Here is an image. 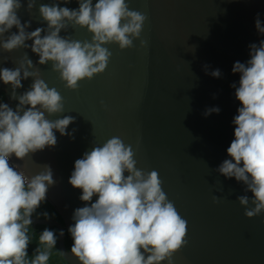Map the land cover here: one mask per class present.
<instances>
[{
    "label": "water",
    "instance_id": "1",
    "mask_svg": "<svg viewBox=\"0 0 264 264\" xmlns=\"http://www.w3.org/2000/svg\"><path fill=\"white\" fill-rule=\"evenodd\" d=\"M126 2L148 17L140 37L147 41L146 47H141L140 39L134 40L135 47L123 50L117 43L104 45L112 52L105 71L80 81L76 90L65 87L51 61L38 64L39 57L30 48L10 52L0 48V67H17L27 52L40 70V78L61 94L64 111L46 113L49 120L64 115L76 118L67 129H75L74 139L56 131L55 146L22 161L30 176L44 165L51 167L55 184L49 187L47 200L63 219L32 216L34 225L55 226L58 232L64 229L58 248L66 252L69 264H80L66 247V233L74 223V210L86 202L79 199L82 190L73 187L69 177L75 160L84 152L119 137L132 146L137 168L159 173L168 199L187 221L188 243L174 253L172 264H264V212L245 216L237 196L252 194L244 193L245 186L235 178L214 171L230 158L226 150L234 139L232 120L240 106L230 86L233 82L239 86V73H233L232 67L234 62L250 58L249 44L264 39L255 28L257 13L264 23V0ZM51 3L37 0L27 11L25 2L18 10L22 22H31L29 31L46 26L39 6ZM61 6L79 5L72 0ZM61 35L90 41L92 33L87 27L69 24ZM205 65L208 72L220 69L221 77L208 74ZM32 82V77L22 80L24 87L17 93L28 90ZM0 92L4 94L0 102L15 109L18 101L10 99L11 86L0 81ZM215 106L221 109L218 114L204 116L207 108ZM213 196L220 202L214 203Z\"/></svg>",
    "mask_w": 264,
    "mask_h": 264
},
{
    "label": "clouds",
    "instance_id": "2",
    "mask_svg": "<svg viewBox=\"0 0 264 264\" xmlns=\"http://www.w3.org/2000/svg\"><path fill=\"white\" fill-rule=\"evenodd\" d=\"M25 2L26 10L31 11L37 0H0V48L8 52L30 48L39 57L37 63L51 61L65 87L72 90L79 88L80 81L105 71L112 52L104 45L117 43L121 50L135 47L134 40L140 39L148 19L130 9L126 0H76L78 8L61 6L72 0H52L39 6L46 26L29 31L31 22H22L18 15ZM69 24L87 27L91 40L62 36ZM255 28L264 36L259 13ZM140 45L146 47L147 41L140 39ZM248 47L250 58L236 61L232 67L233 73H239V86L235 82L230 86L240 106L232 120L234 139L226 150L230 158L214 171L235 178L245 186L244 193L252 194L237 196L245 216L252 218L264 212V39ZM17 63L15 68L0 67V81L11 86L10 99L18 101L15 109L0 102V264H50L54 250L69 264L66 252L56 248L64 229L57 235L56 230L44 228L29 256L32 216L51 219L48 212L38 213L37 209L47 201L55 180L49 165L30 176L22 161L55 146L56 131L74 139L75 129H67L76 118L64 115L49 120L46 113L64 111L63 97L40 78V70L27 52ZM208 74L222 75L220 69ZM29 77L33 78L30 88L18 94L17 89L24 87L22 80ZM220 111L218 106L209 107L203 114L207 117ZM134 156L131 145L112 137L75 160L69 183L82 190L79 199L86 203L74 210V223L67 232L73 241L70 253L80 264H172L174 253L187 245V221L168 199L159 173L137 168ZM94 196L97 199L92 202ZM212 199L220 202L217 196Z\"/></svg>",
    "mask_w": 264,
    "mask_h": 264
},
{
    "label": "trees",
    "instance_id": "3",
    "mask_svg": "<svg viewBox=\"0 0 264 264\" xmlns=\"http://www.w3.org/2000/svg\"><path fill=\"white\" fill-rule=\"evenodd\" d=\"M4 98V94L2 92H0V100H2ZM38 213H43V212H48L51 216V218L57 219L61 222H63V219L61 217V215L58 213V211L55 209V207L47 200L45 203H42L41 206L37 209ZM55 214V215H51V214ZM34 217H37L36 214H33ZM37 218H45L44 216H39ZM32 229L34 230V233L30 231V235L32 236V243L29 245V256L32 255L35 247L37 246L38 242H39V234L43 231L44 228H49L52 230H56L57 231V235H58V229L53 226H48V225H41V224H36L34 225V223L32 224ZM73 241L72 238L70 236V234L67 232L66 233V247L68 248V250L71 249V245H72ZM56 248H58V241H57V245ZM50 264H68V262L66 260H64L62 257L58 256L55 254V250H54V255L50 261Z\"/></svg>",
    "mask_w": 264,
    "mask_h": 264
},
{
    "label": "built area",
    "instance_id": "4",
    "mask_svg": "<svg viewBox=\"0 0 264 264\" xmlns=\"http://www.w3.org/2000/svg\"><path fill=\"white\" fill-rule=\"evenodd\" d=\"M13 160L15 161L14 157H13Z\"/></svg>",
    "mask_w": 264,
    "mask_h": 264
}]
</instances>
